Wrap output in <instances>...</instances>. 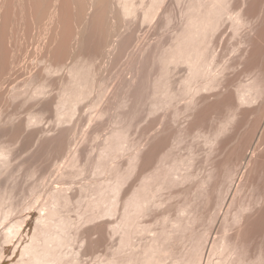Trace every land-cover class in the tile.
Returning <instances> with one entry per match:
<instances>
[{
    "label": "bare ground",
    "instance_id": "bare-ground-1",
    "mask_svg": "<svg viewBox=\"0 0 264 264\" xmlns=\"http://www.w3.org/2000/svg\"><path fill=\"white\" fill-rule=\"evenodd\" d=\"M172 1L171 4H178V8L176 10L174 8V11L165 4L167 0H0V103L2 100L6 102L22 96L27 100L34 99L39 106L38 113L30 111L25 118L20 119L17 123L13 122L14 118H10L13 123L7 117V121L6 119H3V122L0 120V141L8 131L12 132V134L10 133L12 136L9 137L8 133L7 138H14L33 121L34 124L41 121L39 120L42 116H39L40 109L50 107L56 123L70 121V117L79 106L77 103H80L85 97L87 98L91 90L101 82L99 80L102 78L99 80L96 78V58L105 56L110 51H114L116 55L121 54L133 40L134 31L120 30L123 27L122 24L128 19L132 22L139 21L151 23V25L153 23V26L155 24L159 28L171 25L169 36L165 40L166 46L161 45L163 47L158 48L156 44H159L160 47V43L155 42L156 46L150 49L146 47L147 50H143L140 45L135 50L139 59L144 56L146 60L154 61L153 77L150 78L145 74V69L147 70L145 66L143 67L145 73L143 71L136 72L134 77L128 78L124 77L125 75L122 76L118 81L117 89L124 94L122 93L123 96L119 94L118 100L114 99L115 102L120 105L125 99L132 97L135 100L138 95L143 93L146 98L151 100L152 108L158 111L160 110L158 108H162V106L164 108L167 104L174 103L180 96H185L186 102H183L184 104L179 110L174 108L173 116L179 114L181 109V113L183 111L186 117L191 118L189 119L191 126L199 123L204 124L214 114L220 113L222 119L212 137H209V144L218 143V147L224 148L225 144L231 141L233 145L229 150L227 149L228 151L224 148L223 150L227 151L225 157L223 155L224 158L219 161L211 162L208 173L202 177L199 176L198 179L192 169L184 173L180 172V165L182 166L181 162H183L181 159L183 157H181L174 159L167 166L162 164L164 166L163 171L161 170L162 173L164 172L163 175L158 174L160 168L157 166L152 172L149 170V175L147 174L139 181L140 184L136 185V189L130 191L129 194L124 190L125 198L124 203L121 204L123 209L121 217H119L120 221L117 219L116 225L113 222L115 219L112 221L113 225H111L112 223L109 225V221H107L112 232L121 231L120 234L123 235L121 245L113 250L105 264H264V242L259 246L257 245L258 239L256 240L259 236L264 237V209L256 208L259 213L253 214L251 208L255 205L256 200L244 197L245 189L252 188L255 181L257 183V180L264 176V0ZM126 24L124 25L126 26ZM34 29L36 30L35 35L32 34ZM31 35H34V38L36 36V42L31 43L34 46L27 50L24 41H28ZM227 36L232 40V43L234 42V45H237L236 48L232 47V43L224 41ZM219 37H221V43L226 44L223 46V51L218 50L221 48L216 49V43L214 44V41ZM31 39L33 40L30 38V41ZM25 48L27 54L26 50L24 51ZM21 50L25 53L23 59H20V57L22 58L19 54L22 53ZM154 65L152 64V66ZM178 66H183L180 69L184 72L181 70L183 74L178 75L180 78L176 82L178 81L179 85L177 86L175 83L176 87L173 85V81L171 82L170 73ZM234 68L245 73V80L242 78L243 81L236 84L232 82L234 74L230 75V72ZM229 70L231 71L228 73ZM4 82L7 84L2 87ZM52 90L53 92H51ZM116 97L114 96V98ZM173 106L174 104H172V108ZM105 107L107 109V106ZM102 108L100 109L101 113L105 110L103 108L102 111ZM171 111L173 112V110ZM250 112L258 115V119L254 120L255 118H253V121L250 122L251 117L248 118ZM169 113L171 112L169 111ZM238 113L240 118L236 119ZM165 116L164 118H166ZM241 122L247 124L246 130L243 132L239 130ZM258 122L259 124H257ZM228 126L231 127L229 135L221 137L226 130H229ZM166 127L153 134L147 148L144 151H136L132 155V160L138 158L140 160L143 157L146 160L142 161L143 166H146L144 164H149L150 159L161 155L170 139L169 133L171 132L170 129H167L169 126ZM65 130V128L58 130V134L56 132L52 138L58 140L60 144L61 140L65 139L66 143ZM174 134V137L177 136L176 131ZM124 138L125 131L121 128L109 131V135L105 138V147L114 148L113 145H119ZM172 140H174L173 136ZM3 143L0 144V159H4L3 156L7 151V145L4 146ZM230 143L228 144L231 145ZM170 145L172 144L169 143L168 147ZM42 146L44 145L42 144ZM60 146L63 150L65 149L64 140ZM60 152L63 151L60 150ZM207 156L209 157V155ZM208 157L205 160L209 159ZM0 163H5V159ZM193 177L197 179V182L194 179L196 187L192 183L195 189L191 187L190 183L187 184H190V189H197L196 193L193 192L195 196L199 195L200 200H204V202H208L209 198H216L214 200L216 204L213 203L215 206L217 205L221 217L219 229L213 234L210 232V227L199 232L191 231L188 224H190L189 221L193 217L191 216L193 213L190 214V217L187 214V211L189 213L188 206L186 208L182 204L183 208L180 209L177 206L179 210L178 212L175 210L177 214L172 215V219L168 220L162 215L163 220L166 219L167 222L163 221L160 228L153 235L151 233L152 236L143 242L134 243L132 236L135 233L150 230L148 229L149 225L147 227L139 223L138 219L140 220V217L149 214L151 210L164 202V199L160 198V191L164 187H168L169 184L181 185ZM214 177H217L216 181L220 177L221 180L219 179L218 184L213 185L214 181H211V178ZM209 181L213 186L207 189L206 184L208 185ZM117 182L119 184V181ZM111 185L110 183L109 186ZM117 185H113L116 186L113 188L118 189L120 184ZM109 186L106 187L107 190ZM57 189L58 192L51 193L52 196L63 192L61 188ZM103 192L107 193L105 190ZM65 197H60V201L66 199ZM57 198L58 196L54 200L57 201ZM186 199L187 201H184L189 203V199ZM97 203L99 202L93 204L97 205ZM51 206L43 208L44 211L48 209L44 213L40 212L41 215L38 213V217L35 216L36 220L32 219L33 221L29 222L23 230L14 228L17 226L15 223L14 227H12L14 224L11 225V230L5 229L4 240L2 239L4 244H9L10 237H12L10 234L17 235L16 244L6 247L9 250V252L7 251L9 254L7 264H69V262L77 260L75 258L74 260L67 259L60 252L62 251L60 246H65L63 244L68 242L66 243L64 240L66 235H63V230L60 229L61 232H57L59 224H56V220L53 219H55L54 216L58 209L56 210L55 206L53 209ZM88 206L91 207L90 204ZM111 207L113 206H109V210ZM259 207L261 208V206ZM106 208L108 209V205ZM253 209L255 212V208ZM112 210L117 209L112 208ZM2 211L4 212V209ZM2 211L0 215L3 213ZM4 213L6 215V210ZM2 215L0 217L3 219L5 216ZM215 216L208 218L207 222H213ZM1 218L0 220H2ZM54 223L56 226L53 225ZM231 227H235L232 232H230ZM53 228L56 232H52ZM60 228L66 230L63 227ZM56 233L61 237L55 235ZM186 234L189 235L188 244L181 249L172 248L174 241H182V238L187 239ZM3 247L5 248L4 245Z\"/></svg>",
    "mask_w": 264,
    "mask_h": 264
},
{
    "label": "rangeland",
    "instance_id": "rangeland-1",
    "mask_svg": "<svg viewBox=\"0 0 264 264\" xmlns=\"http://www.w3.org/2000/svg\"><path fill=\"white\" fill-rule=\"evenodd\" d=\"M171 3H173L172 0L171 2L170 0L169 2L167 0L165 4H167V6L173 9V11H174V8L176 10L178 8V4H176L175 2H174L175 5ZM127 21L122 24L124 28L121 26L122 28H120V30L125 31V32L126 31L130 32L131 30L134 31L132 34V36H134L132 37L133 40H131L128 46L126 47L127 50L125 49L123 51L125 54L122 52L121 54L116 55V53L114 54V51H110L105 56H100L96 58L95 60L96 61L95 62L96 78L98 80L102 78L101 80H99L101 81L99 82V84L100 83L101 84L104 83V84L102 85L97 84V86L94 87L93 90H91L88 97L87 98L85 97L86 99L84 98V100L80 101V103H77V105L79 106H77L78 108L76 107L77 110H75L76 112L73 113L74 115L72 114V117H70L71 119L70 121L67 120L61 124L56 123L54 113L50 107L43 109V110L40 109L39 116L40 115L42 116L41 118L39 117L40 118L39 120L41 121L39 122L37 121L38 123L35 122V124L33 121L31 125L26 126V129L25 127L23 128L24 130L22 129L21 134L19 133L14 138L13 137L7 138L10 133L12 134L11 131L10 133L8 131L5 137L4 136L1 137L2 139L3 138L4 139L3 141L1 139L0 144L4 142L3 143L4 146L7 145V151H6V154L3 156L5 159V163L3 164L0 163L1 164L0 165V198L1 199L3 198L2 200L0 199V201H1L2 208L4 209V212L6 210V215H5L0 205V209H1L0 212L2 211L4 213V215H2L3 213L1 215L5 216L3 219L0 217L2 219L0 220V249H1L0 254L3 255V256L0 255V264H7L9 262V258H8L9 250L7 248L9 247L10 244L11 246H14L16 244L15 241H17V238H16L17 235L13 236L14 234L13 235L10 234L13 237V238L10 237L11 239L9 241L11 243L10 242L9 244L7 243L8 245L6 243L4 244L3 236L6 233L5 229L6 230L8 229L9 231L11 225L15 223L17 226H15L14 224L12 227L15 226L14 228L17 227L16 228L17 230L18 228L19 230L21 228H22L21 230H23V228H26L28 223L33 221L34 218L36 220L35 216H37L38 213L40 212L44 213L48 209L47 208L46 211H44L43 208L49 207L50 205L53 206V209H55V207H57L56 210L58 209L57 213L54 216L55 219H53L54 221L56 220V224H59V226L57 225L58 226L57 232L60 233L61 232L59 231L60 229L63 231L67 230L65 233L62 231V233L63 235L64 234L66 235L65 237L66 239L64 240H66V243L67 242L68 243L67 244L64 243L63 245L65 246H62V245L60 246L62 250L60 252L65 255V258L72 259V260H74V258L75 260L77 259L76 260L77 262L72 261L73 264L75 262L76 264H105L107 263L108 261L107 259L110 258L109 255L111 256L113 250H116V247L118 246L120 247L121 240L123 237V235L120 234L121 231H119L118 233L112 232L110 229V226L107 225V221H109V225L110 223H112L114 219L116 220V221L115 220L113 221L115 225L117 224L116 222L120 221L119 217H121V212L123 209L121 207L122 206L121 204L122 202L124 203L125 195L123 196V194H125V192H128L129 194L130 191H133L134 189H136L137 187L136 185L140 184L139 181H141L142 178H144L147 174L149 175V173L152 172L154 168H156L157 166H159L160 168L158 171V174L161 173L163 175L164 172L163 173L161 172V170L164 167L163 165L167 166L172 161H174V159L176 160L181 157H183L181 158L183 162H181L182 166L180 165V172L184 173L188 170L191 171L192 169V171H194V174L196 175L198 179L206 175V173H208V171L211 168V162L213 161L217 162L219 161V159L224 158L226 155L225 153L233 145L231 141H228L224 147L225 150L227 149L228 150L225 151L223 150L224 149L223 147L221 148L218 147V143L211 144V145L209 144V137H212L214 130L218 127L222 119V114L220 113L214 114L209 119V121L207 120V122L204 124L199 123L197 125H191V126L189 125V119L191 118L186 117L183 111L181 113V109H180V113L176 115L177 117L175 115L173 116L174 110L177 108L179 110V108H181L183 104L186 102V99L184 98L185 96L183 97L180 96L181 100H180V97L179 99L177 98L174 101V103H172L174 104L173 108H172V104L170 103L171 106H169L170 104L169 105L167 104L168 106L164 105L165 107L163 108L162 106V108L161 107L158 108L160 109V110L157 109L158 111L152 108L151 100L149 98H146L143 93L138 95V97L135 100L132 97L125 99L124 102H122V104L120 105L117 104V102H115V100H118L117 98L119 94H121L122 96L124 94L122 91L120 92V90L117 89L118 81L122 76L125 75L124 77L127 76V78L134 77L135 74H137L136 72H141L143 71V69H145L143 68L144 66L147 67V70L145 69L146 73L143 71L145 74H147L150 78H152L153 77L152 75H154V70H155L154 61L152 60L153 61L152 62L151 59L146 60L144 56L143 57L141 56L140 57L141 59H139L135 53L136 48H139L140 45H141L140 48L143 50H147L148 48L150 49L151 47L156 46V45L158 46V48L166 46L167 43L165 44L166 42L165 40L169 36L168 32L171 30V27H172L171 25H169L166 28H159V27H156L155 24L153 26V23L151 25V23H141L139 21L132 22V20H129V19ZM124 24H126V26ZM127 27L129 28L127 29ZM35 32L36 30L34 29L32 34H34ZM34 35L33 36L31 35L32 37L30 36L29 39L27 38L28 41L25 40L24 41L25 43L23 42L24 44H26L25 47L27 48V50L28 48L30 49V47L32 48L34 46L32 45L34 44L33 43L34 41L36 42V39H35L36 36L34 38ZM30 38H33V40L31 39L30 41ZM220 39L221 37L216 39L214 41V44L216 43L215 44L216 45L215 47H217L216 49L221 48L218 50L223 51L224 50L223 46H226V44L221 43ZM224 41L232 43V40L229 39L228 36L225 37ZM155 42L160 43V47H159V44L155 45ZM28 44L29 46H27ZM233 46L234 48L237 47L236 44L234 45V42L232 43V47ZM26 48L24 49V51L26 50ZM27 50H26V54H27ZM24 51H22V53L21 52L19 53L22 56V58L20 57V59H23L25 57ZM111 53H113L114 55ZM141 60L143 62L145 61L146 63L145 62L144 63L146 65ZM133 64L137 67L132 66ZM152 64L154 66H152ZM139 68L142 70H140ZM151 68H152V71H151ZM176 68H175L176 70H173L170 73L171 75L170 79H171V82L173 81L172 82L173 85L176 86L175 83H177V86H178L179 85L178 79L183 74L184 70L180 69V68H183V66H178ZM136 69H138L139 71ZM231 70H229L228 73L231 71L230 75L234 74L233 75L234 77L232 78L233 79L232 82L236 84L239 81H243L242 78L245 80L246 78L245 73L241 72L237 68H234ZM179 74L180 76H178ZM176 80L178 81L176 82ZM4 84H2V87H5L7 83L4 82ZM118 90H119V93L117 94ZM51 92H53V90ZM116 94H117V97H116ZM114 96L116 98H114ZM37 105H38V102L35 101L34 99L27 100V98H24L22 96H20L19 98H14V100H8L6 102L2 100L0 103V120H2L3 122V119L5 120L7 117V119H9L11 123L13 122L17 123V121H19L20 119L25 118L27 116V113L29 114L30 111L31 112L39 111L38 110L39 106ZM105 106H107V109ZM101 107L105 109L104 110L102 108V111L104 110L102 113L100 111ZM171 110H173V112ZM169 111L171 113H169ZM164 116L166 118H164ZM249 117H251L250 118L251 120L249 119L250 122L253 121V118H255L254 120L258 119V115L256 116L255 113H251V112L249 113L248 118ZM10 118L11 119L14 118L13 122L10 120ZM90 118H93V119H90ZM238 118H240L239 113H238V116H236V119ZM257 124H259V122ZM166 126L167 127L169 126V127L167 128ZM164 127H166L167 129H170V132L172 133V134L169 133L170 134L169 143L172 145L168 147L169 145L168 143L167 147H165L166 149H164L161 152L162 156L159 155L156 158L154 157L150 159L148 161L149 164L148 163L144 164L146 166H143V162L146 161L143 159V157L140 158V160L139 158L132 160V155L136 151H144L149 145L152 135ZM246 127H247V124H243L241 122L239 126V130L243 132L246 130ZM62 128L66 129L65 130L66 134L64 137L66 138L67 142L65 143V139H63L64 144H66L64 150L60 146L63 143V140H61V144H60L58 140H55L52 138V136H55L56 132L58 134V130ZM116 128H121L122 130L125 131L124 140L119 145L113 143L115 144L113 145L114 148L105 147L106 136L109 135V131L111 132L112 130ZM228 128H229L228 130L229 132L226 130L224 132L225 134H223L221 137H224L228 133H230L231 127L228 126ZM174 130L177 132V136L175 137L174 135L176 134H174L175 133ZM11 134L9 137L12 136ZM172 136L174 140H172ZM228 143H230L231 145H229ZM42 144L44 146H42ZM214 145L215 146L217 145V146L215 147ZM60 150L63 152H60ZM170 155L171 156L173 155V156L171 157ZM207 155H209V157ZM188 156L189 157L191 156V157L189 158ZM168 157L169 159H167ZM206 157H208L209 159L205 160ZM4 159L3 158L0 159V162H4ZM184 162L186 165L183 164ZM237 170L239 171L240 169H237ZM126 171H129V172L127 173ZM216 178L215 177L213 179L211 178V181L212 180L214 181L213 185L218 184V182H220L221 180L220 177H218V180L216 181ZM192 179H190L191 181L190 180H186V182L184 181L183 184L181 183L182 186L179 184L177 186L173 184L171 185L169 184L168 187L166 186L163 188V190L160 191L161 192L159 193V195L161 194L160 198L164 199V202L162 200L163 203H161L160 206L158 207L156 206L157 208H155L154 210H151L149 214L144 215V217L142 216L143 218L140 217V220L138 219L139 223L147 227L149 225L148 229H150L151 231L150 230H149L150 232L143 231V233L138 232V234L135 233L132 236L133 237L132 241L134 243L143 242L147 240L150 236H152L155 233V231H157L160 228L163 221L167 222L166 219L168 220L172 219L173 218L172 215L175 216L174 214H177L176 211L178 212L179 208L180 209L183 208L182 204H184L186 208L188 206L189 213L187 211V214L189 216L190 214L193 213V215H191L193 217L189 221L190 224H188V227L191 228L190 229L191 231L195 230L196 232L197 231L199 232L207 227L208 228L210 227L209 228L210 232L213 234L215 233L216 230L219 229L221 217H220V213H219V209L217 205L215 206L216 201L214 200L216 198L215 197H213L214 199L209 198L210 200H208V202H204V200L201 201L199 195L195 196V193H196L195 191L197 189L193 190L195 189L193 188V186L195 185L194 187H196V184L194 183L197 179L195 177H193ZM116 181H119L120 186H118L119 184L118 182L116 183ZM129 182H131V184H129ZM209 182H208V185L206 184V186L208 187L207 189L213 186L212 182L211 183ZM110 183L112 184L111 186H109ZM187 183H190L191 185L193 183L194 185L191 186L193 189H190L189 187L190 184L188 185ZM113 185H117L118 189L113 188V187H116ZM108 186L109 188L110 187L111 188L110 189L108 188L107 190L106 187ZM185 187H186V192H185ZM57 188L59 189L61 188L63 192L62 193L59 192L58 195L52 196L51 193L58 192ZM250 188L251 187H247L245 189L246 193L244 192L245 193L244 197L246 199L251 198L252 200H256L257 204L256 203L254 204L257 207L255 205L252 206L253 208H255V212H257L258 210L264 209V176L260 177L257 180V183L255 181L252 188L251 189ZM103 189L107 193H104ZM64 193L65 195H62ZM59 195H61L60 196L61 198L66 196L65 197L66 199H64L65 201L63 199L60 201L61 198L59 197ZM101 195L102 196L105 195V197H102ZM213 195L215 196V194ZM57 196L59 199L57 198V201H56L54 200V198H56ZM186 198L189 199L188 200L189 203L185 202L187 201ZM95 202H99V203H97V205L96 204L94 205L93 203ZM110 203H112L113 205H109ZM88 204H90L92 208L89 207ZM106 205H108V209L106 208ZM109 206H113L110 209L111 211L109 210ZM259 206H261V208ZM112 208L117 209V210H112ZM253 208H251L253 211L252 213L257 215L259 211L255 213ZM256 208H258V210H256ZM107 210H109L108 212L110 213L113 211L114 212L116 211V213L113 212L114 215L113 213L107 214L108 213V212L106 213ZM94 215L96 216L95 218L93 217ZM162 215L165 216V218L166 217L167 218L163 220L164 218ZM214 215H216L215 220H213V222H209V221L207 222V220H209L208 218ZM195 216L197 219L194 218ZM159 217L160 219H158ZM14 221H16L17 223L21 225L17 224ZM114 223H112L111 225H113ZM151 223H152V226H151ZM53 225H55V223ZM60 227H63L66 230ZM152 227H154L155 230ZM231 228H230V232H232L235 229V227L232 230ZM54 230L55 229L53 228L52 232H56ZM58 233H56L55 235L60 236ZM186 235L187 236L185 237L187 239L182 238L183 239L182 241H177V242L174 241L173 243L174 245L172 244L173 246L172 248L178 247V249H181L185 247L189 242L188 240L189 235L188 234ZM142 236L144 237L141 238ZM256 240H257V245L260 246L264 242V237L259 236L256 238ZM3 245L5 246V248L6 247L7 248L5 249ZM60 247H59V250H60ZM3 249L6 250L4 253H3L4 251ZM72 256L73 258H71ZM72 262H69V264H72Z\"/></svg>",
    "mask_w": 264,
    "mask_h": 264
}]
</instances>
